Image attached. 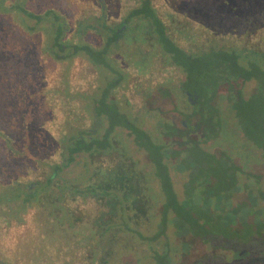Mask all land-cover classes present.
Instances as JSON below:
<instances>
[{
    "label": "trees",
    "instance_id": "obj_1",
    "mask_svg": "<svg viewBox=\"0 0 264 264\" xmlns=\"http://www.w3.org/2000/svg\"><path fill=\"white\" fill-rule=\"evenodd\" d=\"M109 1L0 0V149L9 151L0 156V200H7L3 206L6 215H2L4 210L0 212V227L8 226V233L14 235L19 226H26L42 242L43 238L53 242L54 236L64 237L58 240L77 248L73 242L82 232V221L88 219L85 213L77 207H69L67 213L49 206L56 202L54 198L62 203L81 199L77 197L80 185L84 198L94 199L90 202L98 199L97 188H92L95 179L99 183L93 151L86 149L93 169L88 170L83 184L71 183L64 175L76 156L84 154L83 142L87 143V137L95 134L91 123L84 121L88 102L93 108L88 113L93 120L106 119L109 130H114L112 133L125 128L149 152L151 172L166 195L160 220L163 229L169 223L174 226L182 237L185 254L196 240L215 249L193 264H227L226 257L216 252L223 248L230 249V264L235 260L243 264L259 263L260 260H251L261 256L258 242L264 243L263 182L248 170L250 149L239 150L236 155V148L223 141L222 134H226L221 108L213 102L218 104L217 99L222 97L228 99L229 111L234 113L235 121L242 123L237 129L243 133L244 140L264 151L261 112L264 99L256 102L261 104L257 112L262 115H257L261 121L253 126L252 121L247 124L248 108L260 93L244 98L240 92L242 85L255 79L258 89L264 92V0H183L186 8H181V13L167 11L163 15L158 12V0H138L118 23L108 14ZM88 3L93 4L92 8L98 7V13L89 11ZM121 23L135 30L125 42L137 37L149 52L145 61L139 60L145 63V71L159 61L167 70L178 64L183 67L184 86L198 95L196 109L202 111L200 115L206 120L211 117L213 120L212 128L206 129L198 139L191 136V130L197 128H193L188 118L187 127H165L167 131L173 129L172 135L168 133L170 136L181 137L177 148L171 149L168 140L153 141L145 129L135 124L129 111L121 113L110 99L121 80L106 83L97 93L94 76L99 69L113 71L111 60L117 54L129 62L127 50L116 51L113 57L110 51L120 40L110 29L117 30ZM56 74H60L59 82L54 77ZM85 79L90 80L86 87L71 89V83L82 84ZM141 102L128 100L131 106H140ZM199 129L205 128L200 124ZM209 138H213V144L223 143L224 147L214 151L213 145H208ZM106 151L99 153L110 159ZM179 167L188 168L182 196L173 190L170 177V170L180 171ZM243 179L252 181L254 188L242 186ZM104 188L108 189V185ZM239 188H244L246 199L234 202L233 192ZM9 190L13 191L12 196L4 197V192ZM43 209L52 222L40 220L38 215ZM97 217L95 213L88 219L96 230L94 227L86 234L96 238H91L94 243L101 233ZM163 229L158 230L157 236L165 234ZM4 247L0 246V264H21L17 253L10 255ZM176 249L167 241L163 252L155 251L158 264H183L171 260L170 253ZM86 256L76 255L81 258L76 264L83 263Z\"/></svg>",
    "mask_w": 264,
    "mask_h": 264
},
{
    "label": "rangeland",
    "instance_id": "obj_2",
    "mask_svg": "<svg viewBox=\"0 0 264 264\" xmlns=\"http://www.w3.org/2000/svg\"><path fill=\"white\" fill-rule=\"evenodd\" d=\"M53 1V0H51ZM138 0H110L108 2V14L110 16V18H112V20H115L117 23L120 22L124 17L125 14L128 12V10H130L134 5L135 2L137 3ZM91 5H93L92 3H88L86 4V6L89 7V11L93 12H97L98 7L92 8ZM96 5V4H95ZM157 6L158 8V12L163 15L166 14L167 11L171 12V13H181V8L184 9L186 8V6L184 7V3L183 0H158V4ZM63 10H68L67 8H64ZM72 11V10H71ZM70 12V11H69ZM84 13V12H82ZM82 15V14H81ZM152 28V27H150ZM137 36V35H136ZM137 39V37H136ZM124 40H121L119 43H123ZM126 42H124V47L126 48L127 45H125ZM136 50H139L136 52ZM111 51V55L113 57V55L115 53H117L116 51H118L117 47H113ZM133 52H136L134 54L131 53L130 57L128 59L129 62H127L126 64V60H124L119 54H117L114 58V60L112 59L111 64L113 65L114 70L110 71L107 68H101L99 69L98 73L94 76V83H96L98 85V90L97 93L101 92V89L106 85V83H111L114 80H118L120 82L119 87H117L114 92L112 97L115 98L113 102L117 103V105L119 106V109L125 112H130L134 110L132 119L134 120H139L138 122H140V125L146 129L148 132H150L152 135L157 136L158 135V131L156 130L155 126H154V119L152 117V114H144L143 117H139L137 115H134V113H137V110H135L137 108L136 104H133V107H128L125 105L126 102H128V100L130 99L131 101H138V99L141 101L145 100V108L148 109L152 108L154 105V103H152L151 99L154 98V96L156 95V91L160 88V87H165L167 82H170L168 85H170V87L173 89L175 88V86L178 84L179 81L183 80L184 77L182 75H176L175 77H172L171 79H167V77L170 75V71H168L162 62H158L155 64L154 67H151L149 69H147L144 74L141 73V70H137L136 67L139 65L143 66V69H146V65L144 62H141L139 60H144L147 58L146 55H148L149 52H147L146 47L142 48L141 45L137 46V44H135V47L132 49ZM115 52V53H114ZM129 55V54H128ZM133 61V62H132ZM136 62L137 64L134 66L133 63ZM126 64V65H125ZM117 68V69H116ZM130 70V71H129ZM140 71V72H139ZM123 72H125L126 74H124ZM139 73V75L137 74ZM148 74L145 75V74ZM143 75H145L144 80H142ZM55 78H58V82L60 80V74H56L54 76ZM256 82V83H255ZM255 82H247L246 84H244V86L242 85V88L240 89L241 95L244 98L249 97L250 95H256L255 90L257 89V92L260 93V95H257L255 102H253V104H251V107L248 108L249 110V115H250V120L248 121L247 124H250L252 121V125H258L259 122L261 121L260 118L257 115H264V111H261L262 114L258 111V108L261 104L256 103L257 101L259 102L261 99H264V92L259 90L258 87L256 88V84L258 85L257 80L255 79ZM82 84H72L71 83V89L74 90L75 88L78 87H82L83 86H87L90 83L89 79H85L83 81H81ZM52 83L49 82V85H51ZM143 84H148L149 85V89L145 90L144 85ZM163 86H162V85ZM144 88V89H143ZM173 92V91H172ZM99 95V94H98ZM111 99V98H110ZM222 101V102H221ZM78 102L80 103L81 101L78 100ZM217 102H213V105L221 108L220 109V114H221V118H222V122H223V133H225L226 135L222 134L223 136V141L226 143H229V145L233 148H236L235 154L237 155V151L239 150H243L245 148L250 149L249 151L251 152L250 157H251V163L247 164L248 166V170L250 172V170L252 171L253 174L257 175L260 177L261 181L263 182V184H261V186H264V151H262L260 148H255L252 146L251 143L246 142L244 140V136L243 133L238 130L237 128H239V125L242 126V123L238 121V119L235 121L234 118V113L229 111V105H228V99L222 97L219 100L217 99ZM167 103V101H166ZM223 104V107H221V104ZM142 104V102H141ZM264 104V103H263ZM262 104V109L264 110V105ZM168 105L165 106L164 110L165 112L163 113V118L168 119L170 116H168V114H170V110L167 109ZM257 110H254V109ZM85 109L86 115H84V121L88 124H92L93 123V119L89 116L88 113L89 109L92 111L93 108H90V104L87 102V106ZM194 109V108H193ZM142 118V119H141ZM141 120H143V122L141 123ZM244 123V120L242 121ZM68 133V132H67ZM115 133V132H114ZM234 133V134H233ZM233 134V135H232ZM115 136L117 137V140H120V142H124L127 145L130 144L128 147L131 148V152L127 155L130 156V158L133 157V159L138 160V169H141L144 172L148 171L147 168V160L148 158L146 157V155L144 156V153L142 150H138L137 147H135V145L132 142V138H130L126 132V130H121L118 129L115 133ZM222 141V140H221ZM206 144V143H205ZM213 145L214 147V151L219 150V148L224 147L223 143H210ZM208 144V145H210ZM134 146V148L132 149V147ZM226 147V146H225ZM137 150V151H136ZM9 151L6 149H0V156L3 157L5 156ZM133 153V154H132ZM243 153H240V155H242ZM135 156V157H134ZM236 159L238 160V157H236ZM90 159L88 157L87 154H81V155H77L76 156V161L75 163L69 167V169H66L64 171V175L67 181L74 183V184H79V183H84L87 176L89 175L88 170H92L93 167L89 166L90 164ZM238 162V161H237ZM244 163V158L243 161ZM10 164H14L13 161L9 162ZM247 163V162H246ZM183 168V167H182ZM188 169V168H187ZM187 169L183 168L179 170H170V177H171V182L173 185V190L176 191L177 195L182 196L183 195V190L185 187V183L188 181V175H187ZM247 171V169H246ZM243 178L245 176H242ZM156 178V177H155ZM154 181L156 183L158 178L155 179ZM144 180L147 181V179L145 178ZM4 185V184H3ZM242 186L244 185H248L249 187H253V182L250 181L248 179H243V183L241 184ZM146 186V185H145ZM153 187H155L153 192L149 191H144V193H142V195L145 198H148V200L150 201V203L152 202L150 199H153V202L151 205L154 206V210L153 212L150 211V214H154L152 215V219L150 221V225L151 227H147V225L149 224L148 222L145 223V225H143L142 227L140 226L141 230L145 231L146 233H153L154 231H156L158 229V225H159V214L161 212L162 209V205L166 202V195L164 193L163 190H161L159 188V186L156 187L155 184H153ZM254 188V187H253ZM70 192H74L75 194L78 193L75 190H71ZM100 190L96 192V194H99ZM13 191L9 190L4 192V197L11 195L12 196ZM83 195H85L84 193H82ZM83 195H81L80 197H82ZM96 196V195H94ZM96 198V197H94ZM2 200H0V206L2 208H0V212L4 213L2 215H6V206L7 205V200H4L6 198H1ZM243 199H246V194L244 192V188L242 189H238V191L233 192V201H243ZM92 200V199H89ZM54 201H56L54 204H51V206H49L50 208H55L56 210H65L69 211V207L70 208H79L81 209L84 213L85 216L88 219H92L94 217V214L97 213V206L95 204V202L91 201V202H85V203H78L76 204L75 202L69 201L66 203H62L61 201H57L56 198H54ZM228 201H226L227 203ZM149 203V204H150ZM211 203V202H210ZM14 206V205H13ZM45 206V203L42 204V207ZM225 207V206H224ZM227 207V205H226ZM52 208V209H53ZM218 210V209H217ZM220 211V210H219ZM220 213V212H219ZM224 213L225 217L228 216L227 212H222ZM227 213V214H226ZM66 214V213H65ZM215 214V213H214ZM1 216V215H0ZM49 214L47 215L46 210L43 209L42 212H40V215H38V217H40V220L44 222H46L47 220H49L48 218ZM154 216V217H153ZM99 219V217H97ZM231 220L233 219V217H230ZM28 219V218H27ZM82 221V223H84V225H86V228L80 233L81 235L79 236L80 238H83L80 240V244L77 245L76 249L70 248L69 245H66L65 241L61 242L58 239H64V237L61 238H57L56 236H54L53 238V242H50L49 240H46L45 238H43V242L42 239H40V237L37 235L36 232H30V228L26 227V226H22L17 233L13 234H9V227L8 226H2L0 227V246L1 248H3L4 246L7 247V251L10 253H15L16 250V246L18 247L17 250H19V252L17 253V255L21 258V261L23 262V264H76L77 259H81L80 257H76V255H81L82 253H87L86 255V260L84 259V261H87V263H89V261H94L95 259H97V256L99 254V250L95 249L94 247V241L91 240V234L89 236H86V234H88V222H90V220ZM123 222H125V219H122ZM40 222V221H39ZM3 223V222H1ZM41 223V222H40ZM132 227V226H131ZM173 226H169L167 231H166V235L164 237L161 238L160 243L154 245L151 244L152 246H154V248L158 251H160L161 249H163L164 245L167 244V241L170 242V244L172 245V248L174 247V249H176L175 252L170 253L171 255V260L176 262V263H181L184 262V264H193L194 261H196L199 257L211 254L213 252H215V249H211L210 246H207L206 244H203L201 241L196 240V242L188 249V252L186 254H184L183 250H182V246H181V239L182 237L180 236H176L175 234H173ZM133 228V227H132ZM136 228H139L138 225H136ZM127 229H125L126 231ZM2 231V232H1ZM120 231H122V229H120ZM129 231V230H128ZM129 234H133L132 232H129ZM127 233H121L119 232V229L114 228V235L115 236H119L118 238L116 237V240L114 239V241L112 240L110 243L111 245L109 246V248L111 250H113L114 252L109 254L108 256V260L106 259L107 256L103 255L102 256V261L103 262L105 260V264H147L145 262H147L146 259L143 258V255H147V254H152V249L150 248L151 245L146 243V242H142L140 243L136 238L132 237L131 235H129ZM86 236V237H85ZM10 238V240L13 241H7L6 239ZM219 238V237H218ZM78 238L75 240H79ZM189 239V238H187ZM55 240V242H54ZM75 241L73 243H75ZM107 241V240H106ZM57 242H61V245H56L53 246L54 243ZM89 243V245H88ZM258 243H260L259 247H260V256L257 259H253L251 261H257L260 260L259 263L256 264H264V243L259 241ZM262 243V244H261ZM10 245V246H9ZM16 245V246H15ZM103 246L105 247V245L103 244ZM93 247V248H92ZM176 247V248H175ZM92 248V249H91ZM100 248V247H99ZM108 248V249H109ZM91 249V250H89ZM16 250V251H17ZM75 252H74V251ZM230 249L225 250L224 248L222 250H216L217 253L221 254L222 256L226 257L225 259L227 260V264H230L231 262L229 261V256H230ZM92 254H91V252ZM109 253V252H108ZM160 253V252H159ZM64 254H66L67 256H65ZM11 255V254H10ZM96 256V258H94ZM173 258V259H172ZM35 259V260H34ZM99 259V258H98ZM262 259V260H261ZM38 260V261H37ZM145 261V262H143ZM21 262V263H22ZM254 263V262H252ZM233 264H243L240 263L238 261H234Z\"/></svg>",
    "mask_w": 264,
    "mask_h": 264
},
{
    "label": "flooded vegetation",
    "instance_id": "obj_3",
    "mask_svg": "<svg viewBox=\"0 0 264 264\" xmlns=\"http://www.w3.org/2000/svg\"><path fill=\"white\" fill-rule=\"evenodd\" d=\"M118 26H119L117 27L118 31L114 29H110V32L112 33V35L114 34L115 36L117 35L118 38L120 39L118 42H116L117 44L116 47L118 51L122 53L124 50H127L128 52H126V57L129 58L131 53L134 54L137 51H139V50H136V52H133L132 49L135 47V44H137V46L139 45L142 46L141 40H138L134 37L135 39H130L129 41L126 42L125 45H127L128 47L125 48L124 47L125 40L129 38L130 34H134L133 32L135 30L134 28L131 29V27L128 28L126 24H122V23ZM121 40H124L122 44L119 43ZM126 64H127V61H126ZM134 64L136 65L137 63L134 62L133 65ZM136 69L141 70L142 74H144L145 72V69H143V66L141 65L137 66ZM168 71H170V75L167 77V79H171L172 77H175L176 75H182L184 79L179 81L178 84L173 89L170 87V85H168L170 82H167L165 87H160L156 91V95L154 96V98L151 99L152 103H154V105H152L153 107L152 108L148 107V109L145 108L146 101L144 100L142 105L140 106L137 105V113L138 112L139 113L138 114L134 113V115L143 117V115L146 114L145 111H147L148 114H152V117L154 119V126L156 130L158 131V135L154 136L145 129L146 132H148L149 136L153 138V141L159 142V141L168 140L167 141L168 146L171 149H175L178 147L179 143L181 142V137L170 136L169 134L171 135L173 134L172 132L173 129L170 130L171 128L181 129L183 126L187 127V119L189 118L188 122H190L193 128L194 127L197 128V130L190 129L191 131H193L192 132L193 134H191V136L194 139H198L200 135L202 136L204 132H207V130L212 128L211 124L213 120H212V117L210 118V120H206V118L200 115L202 114V111L200 110L198 112V109H196L197 106L199 105L198 95L195 91L190 92L184 86V83L186 82L185 81L186 73L184 72V69L181 66V64L169 67ZM137 74L139 75V73ZM148 74L149 73L145 75L148 76ZM145 75H143L142 80H144ZM251 81L255 82V80H251ZM251 81H248V82H251ZM143 85H144L145 90H148L150 88L148 84H143ZM257 87L258 85L256 84V88ZM255 93L257 94V89L255 90ZM112 95L113 93H111L110 98L114 100L115 98H113ZM125 105L128 106L129 108L133 107L129 105L128 102H126ZM166 105H168L167 109H169L171 112L170 114H168V116H170L168 119H165L162 116L163 113L165 112L164 108ZM116 107L121 113L127 114L125 111L120 110L118 105ZM133 112L134 111L130 110V113L132 115H133ZM105 120L104 119L93 120V123L91 125H92V130L94 131L95 134L91 138L87 137L86 139L87 143L83 142L84 143L83 149L85 150L83 152L84 154H86V151H88L86 149H89L93 151L94 154H96L95 155L96 156L95 167H97L96 173L99 178L98 179L99 183L97 184V181L95 179L94 182L92 183V188L93 187L97 188V190L103 189L105 191H100V193L97 194L98 195L97 201H94L97 206V213L99 217L97 225H99V229L101 230L100 236L99 237L97 236V239H98L97 242L94 243V247L95 249L99 250V254L97 256V259H95V262L89 261V263H87V261H84L81 264H105L106 263L105 260L101 262L102 256L106 255L107 256L106 259L108 260L109 254L114 252L113 250L109 248V246L111 245L110 243H112L111 242L112 240L113 241L114 239L116 240V237L117 238L119 237V236L114 235V228L119 229V232L121 233L125 232L129 234V232H132L133 234H129V235L136 238L140 243L146 242L150 245L153 243L154 245H156L160 243L161 238L166 235V231L168 227L170 225L173 226L172 224L169 223L168 227L167 228L164 227L165 230L163 229V226H161L160 224L161 214H162V209H161V212L159 214L158 229L154 231L153 233H146L145 231L141 230L140 226L142 227L147 222L149 223L147 227L148 226L151 227L150 225L151 215L155 213L154 212L153 214H150L151 209L155 207L151 205L148 198H145L142 195V193H144V191H149V190L153 192L155 190L154 189L155 187H153V184H155L156 187L159 186V188L161 189V183L158 181V179L154 177L153 175L154 173L151 172L152 165L149 159L150 157L148 156L150 154L147 151V149L141 146L138 143V141L130 134L128 130L123 128L124 130H126L128 136L132 138V142L135 145V147H137L139 151L142 150L144 153V156L146 155V157L148 158L147 163H146L148 171L144 172L141 169H138L139 161L136 160L137 158L133 159V157L130 158V156L127 155L132 151L131 148L128 147L131 143L127 145L126 143L122 141L120 142V140H117L115 133H112V131L114 130H109L108 128L109 126L107 127L108 122L106 120L107 124H105ZM134 121H135V124H137L138 126H141L140 122H138L139 120H134ZM142 122L143 120H141V123ZM200 124L202 128H205V129L198 130V126ZM167 125H170L169 127L170 129H168V131L165 128ZM96 128H97V131H96ZM94 139L97 141H95ZM173 142L175 143L173 144ZM211 142L213 143V138H209L208 143L210 144ZM133 148L134 146L132 147V149ZM104 149L107 150L106 152L107 154H109L107 156L110 159L104 157L102 153H99L100 150L103 151ZM108 172L110 173L109 176L106 175ZM150 173L152 177L149 175ZM145 178L147 179V181L144 180ZM154 178L157 180L158 183L154 181ZM110 180L111 182H109ZM102 182H106V183L102 184ZM106 185H108V189L104 188V186ZM78 187H79L78 191L80 192L78 193L77 197H80L81 195H83L82 192L84 193V189H83V185H80ZM80 198L81 199H78L75 201L76 204H78V202L79 203L90 202L89 198H87L88 200L84 198V195ZM122 219H125V222H123ZM51 220L52 219H49L50 222H52ZM136 225H138L139 228H136ZM19 227L21 228L22 226H19ZM94 227H95L94 224H88V232H91L92 230H94ZM85 228H86V225H84V227L80 226V229L82 231ZM172 228L174 232L173 234H175L178 237L179 235H177V230L174 228V226ZM120 229H122V231H120ZM125 229L127 230L125 231ZM159 229H163V231L165 232V234L164 235L162 234L161 237L159 235L157 236V233H159L158 232ZM95 230H96V227H95ZM80 235L81 234H79V236ZM79 236H76V237L79 239ZM91 238L96 239L95 237H91ZM81 239L83 238H80L79 240L75 241L76 245L80 244ZM103 244L105 245V247L103 246ZM166 245L167 244L164 245L163 249H161L160 252L164 251V249L166 248ZM150 248L152 249V254L143 255V258L147 260V262L145 261L143 262L147 264H158V260L154 257L155 251H158V250H156L154 246L152 245ZM17 249L18 247L16 246V250ZM16 250H15V253H18L19 250L17 251ZM94 258H96V256ZM181 263L184 264V262H181Z\"/></svg>",
    "mask_w": 264,
    "mask_h": 264
}]
</instances>
